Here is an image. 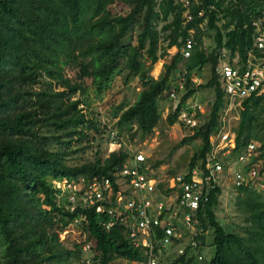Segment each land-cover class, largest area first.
<instances>
[{"label": "trees", "instance_id": "obj_1", "mask_svg": "<svg viewBox=\"0 0 264 264\" xmlns=\"http://www.w3.org/2000/svg\"><path fill=\"white\" fill-rule=\"evenodd\" d=\"M136 21L140 28L131 38ZM203 21L213 31V47L206 56L196 51L184 57L179 48L189 38L188 31L197 30ZM256 23L264 27V0H190L186 5L174 0H0L1 263L85 264L79 261L87 250L90 261L97 264H148L151 257L159 264H194L199 260L204 231L210 230L214 251L207 264H264V194L260 192L264 189L229 182L235 191L236 210L244 218L243 233L225 230L214 216L220 186L229 176L223 156L245 154L247 145L254 142L252 160L264 159V93L241 100L232 141L214 154L221 165L220 175L214 173L217 177L210 181L206 201L191 212L197 219V234L192 237L197 243L192 247L173 238L167 247L177 250L180 244V253L165 254L170 249L156 243L163 234L159 226L150 231L152 248L135 246L121 225L107 230L102 226L105 211L96 212L94 205L77 202L70 209L66 194L59 195L53 185L54 181L108 178L116 188L113 173L127 158L125 152L110 151L104 158L96 153L92 160L78 165L66 162V146L72 136H87L78 133V125L85 123L93 129L97 135L93 140L101 138L99 121L85 117L77 107L80 100L70 99L72 95H83L89 85L99 91L114 73L126 70L125 80L136 76L139 90L130 105L114 114L115 125L133 124L139 132L150 133L159 120L158 98L169 90V75L179 64L186 90L165 117L169 125L195 91V87H187L191 69L209 64V80L202 86L212 87L214 97L207 116L180 141L200 140L183 179L190 180L193 169L207 174L208 136L218 131L219 113L228 103L215 67L222 49L230 58L236 52L241 60L248 51L256 52L252 48ZM160 32H164L165 46L157 54ZM193 39L198 41L197 31ZM172 46L175 52L163 63L158 77L152 78L148 68ZM42 79L49 88L29 93L28 88ZM50 83L60 89H53ZM28 94L31 99L26 102ZM52 141L58 149L48 148ZM258 171L264 173V163ZM74 220H78L79 231L65 235L66 225Z\"/></svg>", "mask_w": 264, "mask_h": 264}, {"label": "rangeland", "instance_id": "obj_2", "mask_svg": "<svg viewBox=\"0 0 264 264\" xmlns=\"http://www.w3.org/2000/svg\"><path fill=\"white\" fill-rule=\"evenodd\" d=\"M114 9L118 11V5L114 4ZM184 17L185 12L183 13ZM259 23V22H258ZM256 23L257 28L260 31H264V27L259 26ZM222 20L217 22L220 27ZM162 23L157 25V29L161 27ZM140 28V22L136 21L133 27L131 38L137 33ZM197 31L198 41L193 39L194 33ZM224 32V29H222ZM161 36L158 40L157 54H160L165 46V40H162L164 32H160ZM187 36L192 38L191 48L188 50V54L199 51L203 55H208L213 47V31L208 29L205 25V21L198 25V29H191L188 31ZM130 40V39H129ZM181 49V48H179ZM174 46L165 49V54L159 57L149 68L147 73L152 78H157L162 70L163 63L168 62L169 56L175 52ZM219 59V58H218ZM144 66L147 65V61L142 59ZM220 60L233 62L235 56L231 58L229 52L226 49H222L220 53ZM155 66V67H154ZM182 64L178 65V68L174 69L170 75L167 83L168 91H164V95L158 98V112L159 120L152 128L150 133L143 134L139 132L135 125L119 128L115 125L118 114L126 106L130 105L136 97V93L139 90L137 77L132 76L128 80H125L126 70H120L114 73L108 84L97 91L95 85H89L86 92L83 95L74 94L70 99L78 98L80 103L77 105L81 109V112L85 117H95L99 121L98 129L100 139H92V136L96 137V133L93 129L87 128L86 124H80L76 127L78 133H85L87 136H79L74 134L70 140V143L66 146V162L70 165H78L84 161H90L94 158L96 153L101 157H106L110 151H121L127 154L125 163L130 159L132 154L140 153L151 166V173L153 174L156 182H162L164 188L172 185L174 177L178 175H184L186 173L189 159L196 152L200 140L198 138L180 142L183 137L191 135L194 130L203 122L208 113V107L213 100L214 90L209 86H202L209 80V64L205 63L201 67L194 66L190 71V83L187 87H195V91L182 103L180 110L183 107L187 108L188 114L193 116L196 121V126L188 127L177 116L176 121L169 125L167 124L165 117L169 114L175 104L177 103L181 94L186 90L184 84L185 79L182 77ZM48 83L42 79V83L33 85L28 88V92L41 89ZM53 89H60L49 84ZM49 88V87H48ZM264 93V87L262 92ZM31 96L28 94L24 97L26 102L30 101ZM240 106V105H239ZM236 107L232 110L222 109L219 113V129L217 132L208 136V141L211 144V152L214 154L220 150L228 147L233 138V128L238 120V114ZM179 110V111H180ZM101 129V130H100ZM63 136L62 139H66ZM81 137V138H80ZM253 148L244 154V160L238 161L234 155L223 156L224 162L228 164V178L220 186V192L217 195L216 205L214 207V216L218 222L225 228V230L237 231L243 233L240 226L244 224L243 215L239 214L235 206V191L229 184L234 176L235 171L247 165L251 167H260L264 163L260 159L252 160V155L256 153V145L251 142ZM65 146V145H63ZM59 145L52 141L48 148L51 150L58 149ZM248 148V147H247ZM198 165V160L195 161ZM250 163V165H249ZM264 194V190L260 191ZM78 220L69 222L66 225L64 234L72 235L79 231ZM175 222L179 224V219H175ZM181 235L184 233L183 226L180 227ZM182 240L186 241L189 238L186 235H182ZM64 244H68V241L63 240ZM169 244L164 245V249H170L167 253L178 252L176 249L167 248ZM86 249V248H84ZM214 247L212 244V233L210 230L204 231V242L199 248L197 254H199V260H195L194 264H207L211 256L213 255ZM91 254L87 250H83L80 261H84L85 264H97L90 261ZM1 258V253H0ZM0 264L1 261H0ZM123 264V263H121ZM159 264V263H158Z\"/></svg>", "mask_w": 264, "mask_h": 264}, {"label": "built area", "instance_id": "obj_3", "mask_svg": "<svg viewBox=\"0 0 264 264\" xmlns=\"http://www.w3.org/2000/svg\"><path fill=\"white\" fill-rule=\"evenodd\" d=\"M184 5L190 0H174ZM256 25V24H255ZM190 38H186L180 51L184 57L188 56L191 48ZM252 48L256 51H248L244 60H241L237 53H234L233 62L218 59L215 72L221 89L228 99L227 110L235 109L240 105L242 99L251 94H261L264 87V31H260L256 25V34L253 37ZM225 110V109H224ZM237 111V109H236ZM179 119L188 127L196 126L193 116L188 114L187 108L183 107L179 113ZM248 147V148H247ZM245 153L249 148L248 144ZM244 154L236 157L243 161ZM250 165V163H249ZM205 167L208 173L203 174L198 169L191 171L190 180L185 181L184 175L174 177L172 185L168 188L158 186V182L151 173L152 167L140 154H132L130 159L122 163L121 168L114 172V183L108 178L102 180L93 179L90 181H54L53 185L59 190V195L66 194L70 209L74 203L81 205H94L96 212L105 211V217L101 224L107 230L114 225H121L126 235L135 246H147L152 248L150 231L152 227L159 226L163 231L157 244L164 247L171 244L172 239L182 240V235L188 236L186 241L194 246L197 242L192 239L197 234V219L192 211L206 201V193L211 187V179L220 175L221 165L214 160V153L210 152L205 157ZM259 167L247 165L241 166L234 172L232 177L235 185L244 184L257 186L264 189V173H259ZM217 173V176H214ZM164 189H169L165 192ZM111 203L110 206L102 203ZM188 209L189 212H184ZM183 211V212H182ZM181 213V216L179 215ZM179 219L183 226L181 235L180 226L175 222ZM86 248V246H85ZM182 245H178V253ZM148 264H158L155 257L149 259Z\"/></svg>", "mask_w": 264, "mask_h": 264}]
</instances>
